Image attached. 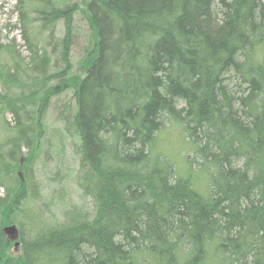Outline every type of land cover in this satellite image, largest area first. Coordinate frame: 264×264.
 <instances>
[{"label":"trees","instance_id":"1","mask_svg":"<svg viewBox=\"0 0 264 264\" xmlns=\"http://www.w3.org/2000/svg\"><path fill=\"white\" fill-rule=\"evenodd\" d=\"M17 8L48 37L29 70L0 44L30 80L0 98L16 120L0 127V264H264V0ZM77 16L89 33L75 61ZM67 145L90 205L63 201L57 216L34 167Z\"/></svg>","mask_w":264,"mask_h":264},{"label":"rangeland","instance_id":"2","mask_svg":"<svg viewBox=\"0 0 264 264\" xmlns=\"http://www.w3.org/2000/svg\"><path fill=\"white\" fill-rule=\"evenodd\" d=\"M18 3L19 0H0V44L6 47L10 46L17 56H20L24 62L29 65V67L27 66V70H29L33 65L31 62L32 56L30 46L33 48H39L41 55L44 54L46 51L44 49L48 32L41 30L39 28V22H35V20H33L32 24L29 23L30 31H24L21 10L17 8ZM24 16L27 15L24 14ZM34 16V14H31L28 18L31 20ZM76 24L78 25L80 32H82V37H79L78 43L73 50V59L75 61L79 59L82 53L83 37L89 33V26L84 18H79L77 16ZM63 29L64 27L60 23L57 28L56 37L63 35ZM47 54L50 57V70L55 66L54 60H56V53L53 52L50 47L48 48ZM12 61L13 60L7 55H0L2 72V76L0 77V98L5 96V99H8L10 97L24 95L26 89L30 87L29 84L24 83L30 81L28 79L29 76L22 71L18 73L15 69L16 66L12 64ZM5 79H7L8 82H6ZM66 97H68V94ZM51 103H55V98L52 99ZM56 115L57 113L51 108L48 110L44 119V121L48 123V126L56 125L58 123ZM15 123V117L11 112L6 111L4 114L0 115V127L1 125L2 127L5 126V128L10 131V128L13 127ZM4 137L5 133L0 128V143L3 141ZM51 142L56 145L55 140L52 138ZM77 167L78 159L71 152L68 145L65 148L63 159L49 158L47 161L41 160L39 164L34 167L36 180L41 185L42 196L38 195L39 202H41L42 209L48 214L54 213L55 215L60 216L59 206L63 201H67V205L73 203L85 204L87 206L90 205V201L84 199L81 195V191L73 178L74 171ZM62 189H65L67 192L65 200H63L64 193H60ZM2 192V187L0 186V194ZM51 201H53V203ZM61 208H63V206ZM13 234L15 235L16 233ZM17 237L14 236L12 241H18ZM16 249L19 251V248Z\"/></svg>","mask_w":264,"mask_h":264}]
</instances>
